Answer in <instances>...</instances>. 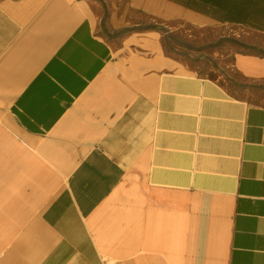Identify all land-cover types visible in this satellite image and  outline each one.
Wrapping results in <instances>:
<instances>
[{
	"label": "crops",
	"instance_id": "crops-1",
	"mask_svg": "<svg viewBox=\"0 0 264 264\" xmlns=\"http://www.w3.org/2000/svg\"><path fill=\"white\" fill-rule=\"evenodd\" d=\"M53 3L37 32L28 2L0 1V68L25 58L15 67L62 69L61 107L40 121L30 100L49 98L48 74L0 75V99L24 107L0 109V264H264V102L169 56L162 68L141 57L135 81L104 67L73 92L79 68L93 75L111 54L89 41L79 5ZM133 12L264 37V0H110V30ZM51 31L59 44L44 45L57 56L45 47L32 63L39 48L29 46ZM232 66L264 98V43L237 48Z\"/></svg>",
	"mask_w": 264,
	"mask_h": 264
},
{
	"label": "rangeland",
	"instance_id": "rangeland-1",
	"mask_svg": "<svg viewBox=\"0 0 264 264\" xmlns=\"http://www.w3.org/2000/svg\"><path fill=\"white\" fill-rule=\"evenodd\" d=\"M3 1V0H0ZM28 2V5L25 6V10L22 14L26 16L27 28H31L32 31H45L47 28L45 25L41 26L40 19L43 13L47 14L51 6L54 5L56 0H24ZM64 3H70L71 5H79L78 13L80 16V27L83 26L87 30L88 39L91 44H100L104 46V49H107L111 54V57L107 58L106 61L101 62L100 69H94L93 75H90L87 79V74L83 73L87 68L82 64V62L87 61L91 56L86 55L81 58L80 63L83 67L79 68V75L74 77L76 80L79 78V83L82 85L85 83L86 87L82 88L81 92L85 90L92 81L95 80V77L99 71H102L105 68L112 67L114 69L113 78L117 82H121L118 77L122 75L125 82L136 80L135 71L140 65L139 60L141 57L152 59L150 63L152 66L157 67L160 64L162 68V57L169 56L173 59L181 60L186 63L188 66L195 68L201 74H208L220 82H223L227 85L228 88L238 92L243 96H248V98L253 99L256 102H264V98L260 97L259 94L251 90V84L244 82L239 75L235 72L232 66V60L234 58V52L237 48H249V45L252 41H258L264 43V37H257L254 35H243L242 31L236 32L231 31L229 28L225 27H207L200 28L191 25L190 23L184 21H172L164 22L157 19H153L150 16L138 14L136 12L131 13V18L127 26L121 28V30L112 31L108 24V15H109V6L110 0H60ZM79 1V2H78ZM121 7H124V2L121 3ZM16 12V11H15ZM44 14V15H45ZM48 15V14H47ZM46 16V15H45ZM102 16V18H101ZM50 15H48V20ZM35 23L37 26L35 27ZM21 28H25L26 24H22ZM30 26V27H29ZM49 25H47L48 27ZM81 27V28H83ZM26 28V29H27ZM42 28V29H41ZM49 28V27H48ZM133 34L132 38L125 42L128 35ZM239 35V37L237 36ZM152 41L157 42L159 45V50L155 49L151 44ZM124 46L123 50L120 48ZM31 50H34L33 53L37 52L35 45L29 46ZM56 46L50 47L51 54L48 60H53L54 56L56 57ZM61 48V47H60ZM116 50H120L118 53H115ZM36 51V52H35ZM54 53L56 55H54ZM52 55V56H51ZM162 56V57H160ZM101 57L103 55L101 54ZM5 59V58H4ZM65 59V62L71 63L66 56L60 57V61ZM95 59L98 63L99 54L95 55ZM81 65V66H82ZM105 67V68H104ZM20 68L17 67V70ZM23 71L32 72L31 75H42L47 73L49 79L46 84H42V90L47 92L48 99L39 100L31 99L30 108L32 109L33 116L31 117L34 121H40L41 119H54L55 116H51V113L55 115L57 111L55 109L59 106L61 107L62 99H56V92L60 91V86L57 81H53L56 75H61L62 69L51 68L49 67H38V68H28L21 67ZM48 69V72H47ZM66 68H64V71ZM94 74V72H96ZM16 71V67H15ZM87 71V70H86ZM110 71V69H109ZM10 72H14V67L5 65L0 68V75L7 76ZM130 72V74H128ZM36 73V74H35ZM86 74V75H85ZM71 76L68 73L67 78ZM36 78V77H35ZM87 79V81H86ZM89 82V83H88ZM88 83V84H87ZM40 87L39 83L32 84L34 87ZM3 86V85H1ZM17 88L14 90L17 96L23 94L26 89L22 84L16 85ZM37 90V88H36ZM5 90L0 89V95ZM34 91V90H33ZM36 92V91H34ZM2 97V96H1ZM53 97V98H51ZM47 102V104H45ZM78 102V99H71L64 101V108H71L72 104ZM10 104V106H9ZM48 107V117L40 115V109ZM7 107L18 109L24 108L23 104L20 105V102L15 99L7 100L0 99V109H6ZM27 107V106H26ZM61 113V110L58 113ZM67 112V109L65 110ZM2 119V117H1ZM37 136L38 133H32ZM39 138L44 136V139L49 137L52 133L49 131L47 133H39ZM108 133L103 134L101 139H105Z\"/></svg>",
	"mask_w": 264,
	"mask_h": 264
},
{
	"label": "bare ground",
	"instance_id": "bare-ground-1",
	"mask_svg": "<svg viewBox=\"0 0 264 264\" xmlns=\"http://www.w3.org/2000/svg\"><path fill=\"white\" fill-rule=\"evenodd\" d=\"M55 7H57V6H55ZM53 12H54V10H53ZM55 30H57V27H55ZM59 36H60V34H59L58 31H51V32H49L47 34L38 33L37 36L35 37L36 47L39 48L38 55H36V57H34V58H29V60L32 63H36L37 65L42 64L43 63V59L42 58H43V53H44L43 50L46 47L44 44H46V43L47 44H50V45H52V44H55V45L56 44H59ZM151 45L155 49H158L159 50V45H158L157 42L152 41V44ZM87 46H88L87 44H84L83 47L86 48V49H88ZM46 50H47L46 51L47 52V56L46 57L48 58L49 57V51H50L49 46L46 47ZM160 57H162V56H160ZM24 59L25 58H23V59H17V58L10 59V62L9 63L13 64L14 72H10L9 75H11L13 77L16 76V78H17L19 76H23L24 74H27V73H24L25 71H23V69H21V68L19 70H17V68H16V71H15V64L17 62H20V63L23 64L24 63ZM161 59L163 61H165L164 57H162ZM25 62L27 63L26 60H25ZM53 66H54V64H53ZM55 66H56V62H55ZM86 72H87V77H89V72L88 71H86ZM9 75H7V76H9ZM83 80H84V78H83ZM83 80H82V82H83ZM81 83H77L78 84V87H77V85H75V87L73 88L74 89L73 92H75L76 89L81 88V86L84 85V84L82 85Z\"/></svg>",
	"mask_w": 264,
	"mask_h": 264
}]
</instances>
